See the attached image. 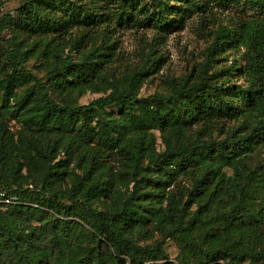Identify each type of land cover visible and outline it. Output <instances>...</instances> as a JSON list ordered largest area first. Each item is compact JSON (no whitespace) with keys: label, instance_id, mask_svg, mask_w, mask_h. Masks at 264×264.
<instances>
[{"label":"trees","instance_id":"1","mask_svg":"<svg viewBox=\"0 0 264 264\" xmlns=\"http://www.w3.org/2000/svg\"><path fill=\"white\" fill-rule=\"evenodd\" d=\"M193 13L204 59L142 97L162 56L120 68L119 28ZM0 46V264H172L168 239L179 264H264V0H24Z\"/></svg>","mask_w":264,"mask_h":264},{"label":"rangeland","instance_id":"2","mask_svg":"<svg viewBox=\"0 0 264 264\" xmlns=\"http://www.w3.org/2000/svg\"><path fill=\"white\" fill-rule=\"evenodd\" d=\"M23 2L24 0H5L1 8L0 16L6 12L15 15L17 8ZM228 14L226 12H218L217 17L227 18ZM214 26L213 23H210V27L213 28ZM208 30L206 24L201 22L199 13H193L190 18L185 20L182 28L175 27L164 38H158L156 30L152 28H119L116 38L118 40V53H120L121 62L117 64H120L119 66L122 65L120 68L123 69H131L136 66L140 68L142 65L148 63L146 61L148 60L149 45L154 44L157 49L156 55L162 56L161 68L158 70H150V73L145 75V83L143 84L140 95L147 97L155 92L166 93L170 88V80L190 73L195 65L204 59L205 49L212 39L208 34ZM232 54L235 55V52ZM76 56L77 54L74 53V57ZM148 61L151 62L150 60ZM45 64V60L38 56H33L26 63L27 67L38 77L45 75ZM101 95H103L102 92H87L79 102L88 103ZM12 124L15 123L12 122ZM155 133L158 149L162 150L164 146L161 132L156 131ZM227 171L229 174L232 173L229 169ZM161 239L162 236L159 233H155L148 240L142 241L141 244L143 242L150 243ZM163 247L169 256L168 260L170 263L179 264L178 257L180 256V249L177 243L174 240L168 239L163 244ZM161 263L162 261H158L154 264Z\"/></svg>","mask_w":264,"mask_h":264},{"label":"built area","instance_id":"3","mask_svg":"<svg viewBox=\"0 0 264 264\" xmlns=\"http://www.w3.org/2000/svg\"><path fill=\"white\" fill-rule=\"evenodd\" d=\"M18 201L15 194H9L5 189L0 186V209H7L9 205Z\"/></svg>","mask_w":264,"mask_h":264}]
</instances>
